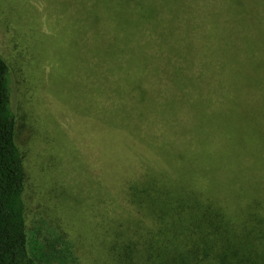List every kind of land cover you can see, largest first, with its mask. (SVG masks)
<instances>
[{
  "label": "rangeland",
  "instance_id": "374dc122",
  "mask_svg": "<svg viewBox=\"0 0 264 264\" xmlns=\"http://www.w3.org/2000/svg\"><path fill=\"white\" fill-rule=\"evenodd\" d=\"M248 1L240 5L241 14L248 18L247 12L251 13L249 19L253 26L259 19L264 22L261 0L251 2L253 6ZM173 2L178 3L174 8L164 7L167 12L163 17L165 29L159 37L160 45L156 47L159 50L158 59L172 57L175 48L171 44H177L178 59L195 62L202 67L201 73L189 72L193 80L199 77L200 82L191 91L187 89L189 95L193 96L190 101L204 93L205 104L211 103L209 108L215 109L217 115L221 116L219 122L228 129L233 139L240 141L247 136L251 140L264 138V93L239 94L238 102L233 107L221 101L212 104L219 95L217 83L235 66L233 62L237 55L232 43H236L238 53L241 51V38L231 35L227 23V0ZM90 4L91 0H0V53L11 67L12 91L16 96L14 107L20 123L18 143L25 154L29 173L28 233L32 247L38 233L64 232L74 241L80 264H114L108 251L113 233L118 227L122 229L128 226L133 221L131 218L138 216L136 207L128 201L127 183H120L118 177L121 179L125 175L124 180L127 178L129 183L142 179L147 173L151 178H164L162 182L165 183H159V187L173 183L176 188L178 186L174 182L178 183L180 177L185 176L187 179L190 177L198 189L217 180L221 183L215 188L223 189L225 196L235 191L232 194L233 203L237 201V205L244 208L245 195L264 193V167L261 168L257 151L253 149L233 156L229 172L217 174L208 164L196 171L191 156L199 147L205 150L212 146L217 150L223 149L230 145V139L220 136V131L210 130L211 127L204 123V127L209 129L206 132L209 135H205L207 137L189 136L187 133L192 132L201 120L194 116L192 119L191 114L196 112L190 110L189 105L181 106V100H177L176 111L165 116L149 115L152 113L150 111L147 117L143 115L137 121L136 130L123 132V127L118 126V151L127 156L126 151L130 148L134 162L127 169L129 166L116 153L108 154L117 161L124 174L114 172L116 174L111 181L115 182L106 184L104 170L106 168V173H111L113 168L103 159L105 147L96 139V131L87 126L84 120L95 117L106 121L104 118L112 116V112L100 111L101 102L97 100L96 93L99 94L101 90H97L98 83L95 82L98 74L91 75L85 71L88 68L85 54L94 57L92 63L100 61L102 57H111L113 70L110 74L118 79L116 83H127L128 78H135L136 85H140V81L132 75L136 73L134 67L148 68L153 56L142 55L137 49L140 39L137 42V38H130V34L116 40V33L112 32L111 40L115 42L112 45L113 53L109 48H104L102 41L108 45V40L102 37L105 35L104 27H101L100 20L95 19L94 13H90ZM260 28L259 33H264V27ZM90 37H98L99 41ZM124 48L127 51L120 53V49ZM69 58L73 66L68 71L65 64ZM211 66L217 70L211 72ZM152 73L151 79H148V75L142 77L145 86L148 81H154L147 84L150 90L146 86L145 99L148 103H152L155 97L158 99L157 89H160L162 98L177 93L172 90L179 86L177 74ZM69 74L71 80L80 83L77 93L66 88V76L70 77ZM236 76V86L239 87L245 75L237 71ZM256 79L261 82L264 75L259 74ZM94 87L96 93H91ZM119 92L127 95L130 91L121 88ZM178 92L176 97L182 98L181 91ZM126 97L123 108L129 110L132 103L130 97ZM83 98L88 100L91 117L82 113L85 110L83 104L86 103ZM113 101L115 108L118 107V103ZM102 102L113 108L112 100L105 98ZM117 118L115 114L112 116V119ZM150 118H155L156 122ZM208 120L211 121L210 117ZM109 125L114 127L116 124L112 122ZM186 136L189 141L184 139ZM202 136L206 140L203 143ZM153 137L157 139L153 140ZM136 138L139 140L136 147L132 146L133 142L125 140ZM251 146L255 148L256 144L251 143ZM169 151H175L178 155L176 169L167 166L169 163L165 153ZM143 155H146L145 168H141L138 159ZM223 174L230 177L229 181H224L226 176ZM67 190L72 192L68 196Z\"/></svg>",
  "mask_w": 264,
  "mask_h": 264
},
{
  "label": "trees",
  "instance_id": "16d2710c",
  "mask_svg": "<svg viewBox=\"0 0 264 264\" xmlns=\"http://www.w3.org/2000/svg\"><path fill=\"white\" fill-rule=\"evenodd\" d=\"M245 1L227 0L226 2V10L229 14L227 23L231 35L237 37L239 35L241 38V51L238 53L236 43L231 42L237 59L233 62L235 63L233 71L217 83L219 95L214 98L213 105L221 101L233 107L238 102L239 94L244 92L264 93V80L259 82L256 79L257 75H264V33H259L260 27H264V22L258 18L259 21L253 26L249 19L252 14L247 12L248 18L241 14L240 5ZM253 1L249 0L248 4L253 6L254 3H251ZM161 2L159 0H91L89 6L90 13H94L98 18L95 17V19L100 20L101 27H104L105 35L102 37L105 36V39L108 40V45L104 41L101 42L104 44V48H109L113 53L112 45L115 42L112 43L111 40L114 34L112 32L116 33L114 35L116 40L118 37L125 38L130 34V38L134 36L135 39L137 38V42L140 39L141 43L138 42L140 46L137 49L142 55L153 56L148 63V68L134 67L136 73H132V75L137 76L140 81V85H136L135 78H128L127 83H116L118 79L110 74L113 70L111 57H102L100 61L96 60L92 63L94 57L84 53L88 66L85 71L91 75L98 74V80L96 79L95 82L98 83L97 90H101V92L97 94L96 87H94L93 90L91 89V93H96L97 100H100V111L103 113L104 110H110L113 117L114 114L118 117L117 119H112V116L103 117L106 121L91 117L88 100L83 98L86 103L83 104L85 110L82 113L89 114L91 117L89 120L85 118L84 121L87 126L89 125L93 131H96V139L105 147L103 159L106 160L108 166L113 168L111 173H106L108 171L106 168L104 170L106 184L110 185L115 182L111 181V177L116 174L114 172L124 174L120 171L117 161L108 154L115 155L116 153L129 166L126 167L127 169H130L134 162L130 156V148L126 151L127 156L118 151L120 137L118 126L123 127V132L136 130L138 128L137 121H140L143 115L147 117L150 111L152 113L149 115L154 116H165L166 113L176 111L177 100H181V106L189 105L190 110L196 112V114H191L192 119L194 116L201 120L198 121L199 123L192 132L188 130L189 136L192 134L194 136L209 135L206 133L209 129L204 127V123L211 127L210 130L220 131V136L230 139V145L223 149L217 150L215 146H212L205 150L204 147L203 149L199 147L198 151L191 156L196 171L200 168L203 169L205 164H208L217 174L229 172L233 156L237 157L242 151L248 152L253 149L257 151L261 168L264 167V138L251 140L250 136H247L240 141L235 140L229 134L228 129L219 122L221 116L217 115V111L209 108L211 103L205 104L204 93L200 94L199 98L194 97L190 101L193 96L189 95L187 89L189 88L191 91L193 86L200 82L199 77L193 80L189 72L201 73L202 67L198 63L178 59L176 55L179 47L174 43L171 44L175 48L172 57L158 59L159 50L156 47L160 45L159 37L163 35V29H165L163 17L167 12L164 7L174 8L178 4L173 0H161ZM260 3L264 7V0H261ZM262 15H264V10ZM246 19H248L247 22ZM129 27L131 28L128 29ZM90 38L99 41L98 37ZM116 44L119 46V42ZM122 51L127 50L120 49V53ZM75 53L71 52V54ZM72 63V59L69 58L65 64L68 71L72 69ZM106 63H110L112 66L109 67ZM191 64L192 66H190ZM216 70L211 66V72ZM153 71L160 74H177L179 86L172 90L177 93L181 91L182 98L176 97L177 93L174 92L173 96L162 98L160 89H157L158 99L155 97L151 101L152 103H148L145 99L146 86L150 90L147 84L154 81H148L145 86L142 77L148 75V79H151ZM237 71L245 75L242 85L240 84L239 87L236 86ZM183 74H186L185 77H179ZM70 78H72L71 75L70 77L66 76V88L75 90L77 93L80 83ZM118 86L130 91L126 93L132 103L129 110L123 108L127 101V95L120 93L121 88ZM187 95L188 97H186ZM15 98L11 85V67L0 53V264H80L74 241L67 233H38L32 247L28 233L27 188L29 173L25 154L18 143L20 123L15 112ZM105 98L112 100L113 108L104 105L102 100ZM113 100L118 103V107L115 108ZM208 117L211 121L208 120ZM151 121L156 122L155 118ZM112 122L116 124L114 127L109 125ZM158 136L162 137L161 134ZM204 136L201 137L202 143L206 141L204 138L207 136ZM152 139L157 138L153 137ZM184 139L189 141L187 136ZM125 140L129 143L133 142L132 146L139 145L137 138L136 140ZM251 143H255L256 147H252ZM165 154L167 163H169L167 166L176 169L178 166L175 160L178 155L175 151ZM145 156L138 158L141 168L146 167ZM158 160L160 161L159 158ZM124 176L121 179L118 177V180L120 183L121 181L127 183L128 201L136 207L138 216L132 217L133 221L128 226L122 229L118 227V230H115L116 233H113L114 236L108 251L114 264H264V193L254 196L245 195L243 200L245 199L246 204L243 208L237 205V201L233 203L232 194L234 195L235 191H231L225 196L223 189L215 188L219 187L221 183L217 180L198 189L190 177L187 179L182 176L178 183L174 182L178 186L174 188L173 183L159 187V183L164 178H151L152 176L147 173L142 179L149 176L148 179L144 181L142 179L131 180L129 183L127 178L124 180ZM223 176L226 175L223 174ZM229 178L226 176L224 181H229ZM247 180L248 178H246ZM67 192V196L72 193L69 190ZM236 194L239 192L236 191Z\"/></svg>",
  "mask_w": 264,
  "mask_h": 264
}]
</instances>
